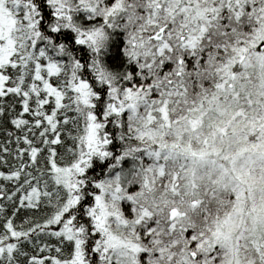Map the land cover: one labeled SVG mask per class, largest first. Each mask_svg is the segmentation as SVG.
Listing matches in <instances>:
<instances>
[{"label":"snow or ice","instance_id":"6c2138e0","mask_svg":"<svg viewBox=\"0 0 264 264\" xmlns=\"http://www.w3.org/2000/svg\"><path fill=\"white\" fill-rule=\"evenodd\" d=\"M0 264H264V0H0Z\"/></svg>","mask_w":264,"mask_h":264}]
</instances>
